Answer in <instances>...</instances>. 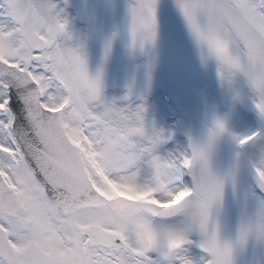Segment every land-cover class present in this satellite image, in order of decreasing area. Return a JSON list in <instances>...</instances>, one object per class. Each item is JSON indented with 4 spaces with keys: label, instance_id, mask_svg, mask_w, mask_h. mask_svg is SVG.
<instances>
[{
    "label": "snow or ice",
    "instance_id": "6c2138e0",
    "mask_svg": "<svg viewBox=\"0 0 264 264\" xmlns=\"http://www.w3.org/2000/svg\"><path fill=\"white\" fill-rule=\"evenodd\" d=\"M0 264H264V0H0Z\"/></svg>",
    "mask_w": 264,
    "mask_h": 264
}]
</instances>
